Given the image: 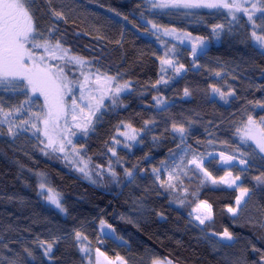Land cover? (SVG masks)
I'll list each match as a JSON object with an SVG mask.
<instances>
[{"label": "trees", "instance_id": "trees-1", "mask_svg": "<svg viewBox=\"0 0 264 264\" xmlns=\"http://www.w3.org/2000/svg\"><path fill=\"white\" fill-rule=\"evenodd\" d=\"M51 7L63 11L65 19L56 20L46 0H35L38 31L47 36L55 24L53 43L60 39L73 54L91 61V71L98 69L128 88L116 103L106 98L87 135H79L72 145L79 163L88 161L91 180L57 155L49 151L45 155L31 130L12 138L6 127H0V264H89V257L95 264L97 248L109 259L120 256L127 264H151L153 258H167L173 264H264V185L254 180L264 173V160L257 152L256 158L244 157V166L223 168L217 158H208L209 153L223 152L239 161L240 152L254 147L239 142L237 129L249 115L257 122L264 117V108L257 103H264V52L253 45L245 16L231 21L219 11L159 14L145 0H51ZM261 16L257 12L254 20L256 30L264 34ZM149 20L159 29L175 28L179 34L200 37L207 49L192 58L188 49L153 34ZM216 24L224 25L217 30L219 36L212 30ZM172 47L176 52L170 58L184 65L181 75L173 69L161 71L159 58ZM161 77L168 83L157 84ZM210 85L234 95L225 103ZM0 97L6 109L25 99L22 93L6 91H0ZM33 101L31 110L42 111V101L35 97ZM23 115L27 118V112ZM121 124L142 133L139 146L118 149L111 156L109 149ZM173 124L186 129L183 144ZM189 146L206 157L205 165L215 178L228 170L241 175L239 184L250 192L237 216L226 210L235 206L236 188L213 185L198 170L192 178L181 174L186 192L160 187L153 168L167 180V166L179 163L181 149ZM109 165L115 177L109 174ZM40 182L60 196L64 212L41 202ZM200 201L213 209V219L204 226L189 215ZM101 220L114 230L111 238L100 235ZM225 228L234 239L214 247L211 241L219 239L211 233ZM77 231L87 240L77 241ZM40 240L55 241L48 257ZM80 246L90 248V253L82 254Z\"/></svg>", "mask_w": 264, "mask_h": 264}, {"label": "snow or ice", "instance_id": "snow-or-ice-1", "mask_svg": "<svg viewBox=\"0 0 264 264\" xmlns=\"http://www.w3.org/2000/svg\"><path fill=\"white\" fill-rule=\"evenodd\" d=\"M46 2L49 4L48 10L56 20L65 19L63 11L51 7V0H46ZM145 3L151 9H224L227 11L231 21H238L239 17L237 13H243L248 18V22L252 24V39L264 49V34H258L255 31L257 25L254 20L257 12L262 14L261 19L264 20V0H145ZM34 5L35 0H0V91L12 92L14 94L22 93L25 96V99L18 105L7 109L4 107L5 101L0 97V127H6L7 135L12 138L17 137L22 132L31 130L32 135L36 136L43 146L41 150L44 151L45 155L48 154L47 150H51L54 153L58 151L64 154V159L69 160L70 163H75L68 157L66 152V143H72L66 133H69L71 127H75L82 129L84 134L87 135L93 124L92 117L103 107L104 100L108 98L112 99L113 103H116V98L122 91L128 88V84H116L115 77L102 73L98 69L95 72L91 71V61L80 55L73 54L71 49L65 47L60 39H55L53 43L55 24L48 29L47 36L40 33L35 26ZM184 14L187 15L189 13L185 12ZM148 23L154 29L159 30V26L151 20ZM223 28V24H216L212 30L214 34L219 36L217 30H222ZM163 32L164 35H175L176 29L165 28ZM41 36H43L42 40ZM177 38L181 42L187 39L192 43L193 56L197 55L198 47L203 45L202 38L192 37L187 32L183 33L182 36H177ZM36 49H42V54L38 55L35 51ZM175 52V47L168 48L164 56L159 58L162 72L166 71L167 68H172L176 75H180L184 70L183 64L177 65L175 59L170 58L169 54ZM51 60L62 61L64 66H61V64L51 65L48 62ZM73 67L79 70L80 76L83 77L82 80L69 79L66 75V72L71 71ZM216 75L220 76L221 74L217 72ZM159 83L167 84L168 80L161 77L157 81V84ZM75 84L79 85L81 102L85 100L88 102L78 103L73 94L71 107L69 108L65 101V96L72 93V88ZM91 85H95V88L91 87ZM210 87L212 88V92L218 94L225 103L228 102V96L234 95L232 90L225 92L218 87L211 85ZM37 94L44 101L43 110L40 112L31 110V105L34 103L33 97ZM184 95H189L187 88L184 90ZM153 99L157 98L153 97ZM157 103H159L158 99ZM257 103L261 108H264V103ZM25 112H27V118L23 115ZM69 115L72 121L75 122L71 125L68 124L67 118ZM61 121H63V127ZM124 127L130 128L131 126L124 125ZM172 130L179 133L181 144H183L186 129L183 126L173 124ZM132 131L135 130L133 129ZM237 132L242 144L248 146V141H251L255 145V148L250 152H240L241 158L239 159V163L241 165L247 164L246 159H244L245 156L256 158L257 151L260 154H264V117H261L260 121L257 122L249 115L247 123L242 128H238ZM0 134H3L2 131H0ZM70 134L75 135V133ZM119 135L130 140L136 139L134 135H130L128 132H119ZM40 137H43V139H40ZM113 140L114 143H120L115 138ZM209 143L211 144L212 141H209ZM127 146L125 145V147ZM177 147L180 148L181 145L178 144ZM109 151L112 152L113 156L116 155L114 149L110 148ZM73 155H78L75 149L73 150ZM173 155L175 156L176 153L173 152ZM208 155L212 156L213 154L209 153ZM219 156L224 164H231L236 159L235 156L225 155L223 152H220ZM260 158L264 160V155H261ZM205 160V156L197 155L194 149L190 150L189 146L188 148L181 149L179 163L174 162L172 166H167V180L161 178L160 169L153 168L152 171L160 187L170 192H177L179 190L186 192V189H183L184 181L182 175L189 178L195 177L196 170L202 173L203 177L207 181H211L213 185L226 184L230 188L235 187L240 195L235 199V206L227 207L226 210L233 217L237 216L242 211L243 204L247 203L245 197L249 195L250 189L237 184V181L241 180V175L237 174L233 176L232 170L226 171L224 177L215 178L207 169ZM190 166H194V168ZM97 167L100 166L97 165ZM76 170L83 173L89 180L92 179L88 171V161L80 160L79 165L76 166ZM108 171L111 176H116L111 165H109ZM97 175H100V173L97 172ZM125 175L131 177L132 172L126 170ZM196 178L199 179V177ZM206 180L200 179V185H205ZM254 180L257 185H264V173L255 176ZM40 188L44 189L45 185L42 183ZM47 199L60 209L61 212L65 211L57 194H54L51 189H48ZM184 203L183 199L179 200L181 206ZM193 212L196 215H192V213L189 215L199 225L204 226L207 221L213 219L212 205L207 201H200L197 207L193 209ZM100 223L102 227H110L103 220ZM192 226L196 227L197 225L193 224ZM112 234H114V230L111 233H105L104 238H111ZM217 235L219 236V240L211 241L214 247H221L220 241H232L234 239L233 234L227 228L219 234L216 232L211 233L213 237ZM75 236L77 241L87 240V237L82 236V233L79 231L75 233ZM53 243L55 241L52 243H46L43 240L39 241L45 257H48L51 253ZM24 251L29 257L33 256V253L29 249L25 248ZM90 251V248L80 246L82 254L88 255ZM96 257L95 264H117V262L118 264H127L124 258L120 256H117L115 261L109 259L99 248L96 249ZM262 262H264V256H262ZM10 264H16V261H10ZM89 264H91L90 257ZM151 264H173V261L167 258H153Z\"/></svg>", "mask_w": 264, "mask_h": 264}, {"label": "rangeland", "instance_id": "rangeland-1", "mask_svg": "<svg viewBox=\"0 0 264 264\" xmlns=\"http://www.w3.org/2000/svg\"><path fill=\"white\" fill-rule=\"evenodd\" d=\"M153 11L156 12V13H159V14H164V13H167V12H169V11H180V12H214V11H219V12L224 13L226 16H228L227 11L224 10V9H219V10H216V9H206V8H201V9H190V10H186V9H178V10H177V9H153ZM237 16H242V17H244L243 13H237ZM228 17H229V16H228ZM229 18H230V17H229ZM245 18L248 20V18H247L246 16H245ZM230 19H231V18H230ZM248 25L250 26V29L253 31L252 24H250V23L248 22ZM149 29H150V31H151L153 34L157 35L158 37L163 38V39H165V40H168V41L174 43L175 45H178V46H181V47H184V48L188 49V50L190 51V57H192V58H193V57H196V56H199V55H202V54L204 53V51L207 49L206 43L203 42V45H201V46L198 47V49H197V55L193 56V55H192V43H190L187 39H185V40H183V42H181V40L177 38V36H182V34H179V33L176 32L175 35H164V32H163L162 29H159V30H158V29H154L151 25H149ZM255 31L259 34V32H258L256 29H255ZM192 37H193V36H192ZM193 42H195V41H193ZM252 43H253V45H254L255 47H257L258 49H260L261 51L264 52V49H262V48L260 47V45H259L256 41H254L253 39H252ZM35 51H36V53H37L38 55H39V54H42V52H43L42 49H36ZM48 62H49L51 65L61 64V66H64L62 61L51 60V61H48ZM168 69H172V68H168ZM69 73H70V74L68 75L67 72H66V75L69 77V79L72 78V74H75V75H76V78H72V79H76V80H82V79H83V77L80 76V72H79V70H78L77 68H75V67H73L72 70L69 71ZM183 73H184V70L180 73V75L183 74ZM91 87L95 88V85H91ZM73 94H74V96H75V98H76V100H77L78 103H87V102H88L87 100L81 102V100H80V95H81V94H80L79 85H78V84H75V85L73 86V88H72V93H70V94H68V95L65 96V101H66L67 105L69 106V108L71 107V102H72V99H73ZM34 97L40 99V100L42 101V103H44L43 98L40 97L38 94H37L36 96H34ZM105 100H106V99H105ZM105 100H104V101H105ZM101 108H102V107H101ZM100 110H101V109H100ZM77 111L79 112V110H77ZM98 112H100V111H98ZM98 112H97V113H98ZM97 113H96V115H97ZM96 115H95V116H96ZM95 116L92 117V120H94ZM67 119H68V124H69V125L75 123L74 121H72L70 115L68 116ZM79 122H82V121H79ZM61 124H62V127H63V121H61ZM124 125H125V124H121V125L118 127V130H117V132H116L115 139H116V140H119L120 143L117 144V143H114V141H113V149L115 150V152H116V150H118V149H123V150H127V151H132L134 148H136L137 146H139V138L141 137L142 133L139 132V131H132V130H133L132 128H125ZM41 127H43V126L41 125ZM119 132H128L130 135H134V136L136 137V139H135V140L126 139L124 136L119 135ZM70 133H75V135H71ZM82 134H84L83 130H82V129H79V128H75V127H71V128L69 129V133H66V135H68L69 139H71V141H72L71 144H67V143H66V152H67L68 157H69L72 161H74L75 163H70L69 160L64 159V154H62V153H60V152H58V151L55 152V153L52 152L51 150H47V151H49V152H51V153L57 155L58 157H60V158H61L62 160H64L65 162L71 164L72 167H76V166L79 165L78 157H77L76 155H73V153H72V151H71V148H72V145H73L75 139H76L79 135H82ZM42 139H43V137H42ZM238 140H239V142L241 143V139H240V136H239V135H238ZM125 145H128V146L125 147ZM248 145H252V146L255 148V145L252 144L251 141H248ZM257 152H258V151H257ZM259 154H260V153H259ZM110 155L113 156L112 152H110ZM260 155H264V154H260ZM211 157L217 158V159L219 160L220 166L223 167V168H229L230 166H232V165H234V164L239 165V166H244V165H241V164L239 163V161H237V160H233V161L231 162V164H224V163L220 160V156H219V154H213L212 156H208V158H211ZM167 176H168V175H167ZM42 183L45 185V188H44V189H41V188H40V185H41ZM237 184H239V181H237ZM221 185H223V186H225L226 188H229V189H234V188H235V187H231V188H230V187H228L226 184H221ZM48 189H50V188H49L44 182H40V183H39V187H38V195H39V197H40L41 202H42L43 204H45V205H47V206H49V207H51V208H53V209L59 211V212H61L60 209H58L54 204L50 203L49 200L47 199V197H48ZM52 191H53V190H52ZM53 193H54V194H57V193L54 192V191H53ZM238 195H240V193H239ZM57 196H58V199H59V201H60V203H61V198H60V196H59L58 194H57ZM193 215H196V213L193 212ZM196 222H197V221H196ZM111 232H112V230H111L109 227H102V226H101V227L99 228V233H100V235H101L102 237L104 236L105 233H111ZM112 236H113V234H112ZM112 236H111V237H112ZM217 238L219 239V236H218ZM222 242H230V241H222ZM94 255H95V261H96V258H97V257H96V252H95ZM101 259H103V258H101ZM117 264H118V262H117Z\"/></svg>", "mask_w": 264, "mask_h": 264}]
</instances>
